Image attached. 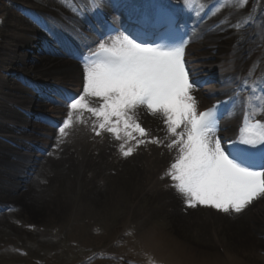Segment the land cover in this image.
<instances>
[{
	"label": "bare ground",
	"instance_id": "6f19581e",
	"mask_svg": "<svg viewBox=\"0 0 264 264\" xmlns=\"http://www.w3.org/2000/svg\"><path fill=\"white\" fill-rule=\"evenodd\" d=\"M19 1L20 9L39 17V22L44 21L48 33L40 38L44 42L42 46L34 49L31 45L35 37H39L38 26L20 16L16 8L1 7L0 12L4 14L6 11L8 16L0 32V206L14 205L16 210L11 213L0 212V234L4 233L2 228H10L14 219L24 221V224H34V221L39 219L54 223L53 218L58 217L59 212L55 209L53 201H48L46 197L49 192L55 193L57 196L51 194L49 197H59L56 202L70 206L68 201L60 200L65 192L63 188L66 177L72 176L75 178L73 182L81 183L79 178L84 176L85 183L90 181L87 188L91 193L94 188L95 191L98 190L97 184H93L95 178H99L95 173L99 176L107 175L102 170L104 164L88 160L91 156L87 153H84V156H88L84 157L85 161H74L68 169L51 159L39 160V153L31 148V144H36V147L53 145L52 139L48 137V134L53 135V131L43 130L24 113L27 110H35V107L54 114V117L63 112L62 107L48 105L42 100L33 91L32 85L40 86V81L49 80L48 78L77 85L81 81L82 70L68 55L46 48L53 45L51 40L59 38L62 41L65 35L70 36L75 29L87 28L85 14L90 11L92 4L97 8L107 0H95V3L93 0H43L35 9L31 7L29 0ZM203 1L216 4L222 0ZM222 4L217 9L218 14L211 17V21L217 26L208 28L209 24H204L202 36L193 47L198 63L202 68L207 66L204 72L223 80L221 84L204 88L202 94H209V91L218 93L232 85H239L250 70L254 73L255 80L256 75H264V0H227ZM31 59L34 62L28 65ZM14 71L25 76L12 77ZM6 140L19 143L20 150H13ZM38 143H41L40 146ZM48 150L52 151L51 147ZM109 157L117 160L113 153H110ZM165 161L166 158H158L142 168L137 167L136 171L127 168L125 173H129L132 182L138 178L143 181L144 189L148 184L155 183V177L153 181L150 179V176L155 174L152 171L160 164H165ZM146 163L147 160H144L142 165ZM108 164L116 165L111 161ZM80 167L94 168L95 172L89 169L90 176H87L82 173ZM107 177L105 179L108 181L109 176ZM109 180L111 181L112 177ZM121 181L122 179L111 182L116 183L115 186L118 187ZM112 184L108 185L113 188ZM144 191L140 189L137 198H141ZM170 193L161 192L156 195L151 202L152 217L155 214H168L171 220H186L182 214H177L181 211L176 209L183 201L173 191ZM38 202L52 208L45 209ZM136 210H129L127 217L117 225L118 228L112 237L108 238L107 232L101 237H96L97 242L91 243L96 246L95 255L84 257L78 264H149L150 259L154 260L155 264H264V200H260L249 214L246 212L248 216L242 221L225 223L227 220L224 216L215 215L217 220L212 225H217L225 232L219 231L217 226L208 232H214V240L220 244L227 243L226 246L220 245L223 250L220 246H215V243L209 247H200L195 242L192 244L185 241L181 233H193L196 223L184 225L187 221H184V224L174 222V230L170 232L162 227L152 226L148 219L147 223H140V227L135 230L134 221L139 217V209L137 212ZM197 212L193 210L189 215L204 220ZM77 215H80V211ZM229 224L232 225L225 226ZM236 224L241 227L233 229ZM228 238L235 241L230 243ZM113 252L120 256H105Z\"/></svg>",
	"mask_w": 264,
	"mask_h": 264
},
{
	"label": "snow or ice",
	"instance_id": "6c2138e0",
	"mask_svg": "<svg viewBox=\"0 0 264 264\" xmlns=\"http://www.w3.org/2000/svg\"><path fill=\"white\" fill-rule=\"evenodd\" d=\"M122 27L105 21L97 50L82 57L83 93L68 100L58 137L67 138L76 124H86L95 136L107 133L119 141L124 157L148 143L174 150L162 178L189 207L239 214L264 198V122L255 117L257 109L264 111V79L257 84L250 70L240 81L230 99L245 110L249 123L237 139L223 138L218 134L224 119L219 108L198 109L186 41L178 34L175 17L167 13ZM139 109L162 118L167 142L142 126ZM85 113L94 119L89 122Z\"/></svg>",
	"mask_w": 264,
	"mask_h": 264
},
{
	"label": "rangeland",
	"instance_id": "374dc122",
	"mask_svg": "<svg viewBox=\"0 0 264 264\" xmlns=\"http://www.w3.org/2000/svg\"><path fill=\"white\" fill-rule=\"evenodd\" d=\"M12 1L16 4L20 2L19 0ZM29 1L33 7H36L43 0ZM12 4H10V0H0V9L1 7L5 9L12 7L13 9L16 8L17 11V6ZM7 16L6 11L4 14L0 12V32L4 28ZM26 61L28 62V60ZM28 65H31L30 61ZM126 174L128 175L122 174L116 177L114 182L122 179L118 187L115 186L117 185L115 183L113 188L110 186L107 190L101 187L102 190L91 193L87 188V181L86 183L84 180H81V183L79 181L73 182L75 178H72V176L70 178L66 177L67 180L63 188L65 192L60 200L68 201V203H71L70 206L56 202L59 199V197H56L57 194L49 192L50 194L46 198L50 202L53 201L55 209L57 208V212H59L58 217L53 218L54 223H46L39 219V221H34V224H24V221L14 219L9 229L2 228V231L7 234H0V264H74L86 255L93 254L91 243L97 242L96 237L105 235V232L109 234L108 238L112 237L115 229L118 228L117 225L127 217V213L133 207V201L138 197L140 189L142 190L143 181L138 178L132 182L129 179V173ZM51 194L56 196L53 195L51 198L49 197ZM152 201L145 199L143 203L138 205V209L141 208L142 211L139 212V217L135 218V230L140 227L141 222L147 223L148 219H150L148 223L152 226L162 227L170 232L174 230L172 227L175 223L184 224V221H187L184 225L192 223L188 219H179V221L173 218L171 220L168 214H155V218L152 217ZM38 203L45 209L52 208L45 203ZM77 210L80 211V215L76 214ZM193 223H196L194 232H182L183 239L188 243H197L200 247L211 246L213 244L212 235H205L210 228L202 226V219L195 220ZM230 225L232 224L225 226ZM237 225L238 227H236ZM234 226L233 229L241 227L240 224ZM217 228L219 231L225 232L218 226ZM37 231L46 235L39 236ZM244 239L248 241V239ZM229 240L230 243L235 241ZM223 244L226 246L227 243L223 242Z\"/></svg>",
	"mask_w": 264,
	"mask_h": 264
}]
</instances>
